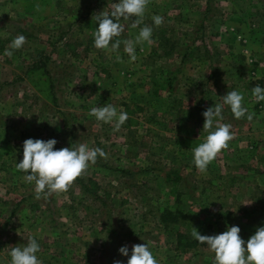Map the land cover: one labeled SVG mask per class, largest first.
Segmentation results:
<instances>
[{"label": "rangeland", "instance_id": "obj_1", "mask_svg": "<svg viewBox=\"0 0 264 264\" xmlns=\"http://www.w3.org/2000/svg\"><path fill=\"white\" fill-rule=\"evenodd\" d=\"M115 0H0V261L33 236L42 264L125 262L122 245L147 242L160 264H213L199 242L178 233L218 234L238 225L247 240L264 226V0H149L144 20L126 24L134 38L151 16L152 42L130 62L93 45L95 17ZM25 43L3 55L12 37ZM111 57V58H110ZM232 89L255 113L235 119L223 108L233 138L200 172L185 138L202 142V112ZM111 103L128 114L119 130L97 122L90 108ZM29 136L101 147L63 192L34 193L15 164ZM168 175V179H167ZM163 209L178 221L165 224ZM193 238V237H192ZM143 239V240H142ZM194 239V238H193Z\"/></svg>", "mask_w": 264, "mask_h": 264}, {"label": "clouds", "instance_id": "obj_2", "mask_svg": "<svg viewBox=\"0 0 264 264\" xmlns=\"http://www.w3.org/2000/svg\"><path fill=\"white\" fill-rule=\"evenodd\" d=\"M148 3L149 0H115L110 10H102L95 17L92 16L97 25L92 33L94 47L112 53L116 61H122L119 49L123 44V52L127 54L129 61H136V46L142 42H152L153 27L160 26L164 17L153 14L152 23L139 27L134 38L119 37L125 32L129 21L132 28L142 24ZM25 40L22 33L15 34L3 55L11 57L14 50L23 47ZM250 91L256 102L264 101V86L256 84ZM221 97L222 103H214L202 112V128L207 135L202 142L191 148L192 162L200 172L207 170L209 163L222 149L228 147V142L233 138L232 124L221 122L224 106L229 108L235 119L244 117L251 121L255 115L244 103L243 92L232 89ZM89 115L97 122L112 124L113 130H119L128 118L122 107L118 108L111 103L90 108ZM56 144L55 138L44 140L30 137L23 141L22 159L16 162L15 167L18 172L23 173L25 183L33 184L37 198L42 194L46 197L51 193L67 190L78 176L96 163L98 156L106 157L101 147L89 146L85 142L59 149L54 148ZM193 229L192 237L214 253L213 264H264V226L257 227L247 240L239 235L238 225L226 226L223 232L210 235H202L195 227ZM39 250L38 240L29 236L26 243L9 246L8 264H42L38 256ZM118 251L127 257L126 264H160L147 242L133 244L130 255L127 245H122ZM0 264L3 262L0 261ZM113 264L125 262L115 260Z\"/></svg>", "mask_w": 264, "mask_h": 264}, {"label": "trees", "instance_id": "obj_3", "mask_svg": "<svg viewBox=\"0 0 264 264\" xmlns=\"http://www.w3.org/2000/svg\"><path fill=\"white\" fill-rule=\"evenodd\" d=\"M36 138L34 136H29L28 138ZM185 140H187L186 142V146H190V147H195L198 143V140H193L191 138L187 139L185 138ZM167 179H168V175H167ZM160 219L165 223H169V222H177L179 219L177 217V215L168 210V209H163L161 212H160V215H159ZM177 242L178 244L182 245V243H184V246L185 245H188V246H191L193 247L194 245H196L197 241L195 239H193L191 236L187 235L186 233H178L177 234Z\"/></svg>", "mask_w": 264, "mask_h": 264}]
</instances>
